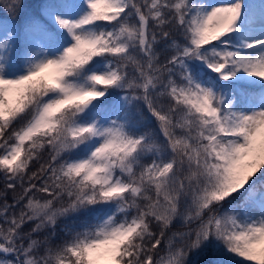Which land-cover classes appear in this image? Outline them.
Instances as JSON below:
<instances>
[{
    "label": "snow or ice",
    "instance_id": "6c2138e0",
    "mask_svg": "<svg viewBox=\"0 0 264 264\" xmlns=\"http://www.w3.org/2000/svg\"><path fill=\"white\" fill-rule=\"evenodd\" d=\"M0 264H264V0H0Z\"/></svg>",
    "mask_w": 264,
    "mask_h": 264
},
{
    "label": "trees",
    "instance_id": "16d2710c",
    "mask_svg": "<svg viewBox=\"0 0 264 264\" xmlns=\"http://www.w3.org/2000/svg\"><path fill=\"white\" fill-rule=\"evenodd\" d=\"M2 186H3L2 183H0V188H2Z\"/></svg>",
    "mask_w": 264,
    "mask_h": 264
}]
</instances>
